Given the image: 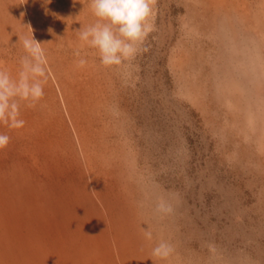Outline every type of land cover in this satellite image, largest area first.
<instances>
[{
    "label": "rangeland",
    "instance_id": "374dc122",
    "mask_svg": "<svg viewBox=\"0 0 264 264\" xmlns=\"http://www.w3.org/2000/svg\"><path fill=\"white\" fill-rule=\"evenodd\" d=\"M152 8L105 67L78 37L90 0H0V70L32 34L47 61L24 126L0 123V264H264V0Z\"/></svg>",
    "mask_w": 264,
    "mask_h": 264
},
{
    "label": "clouds",
    "instance_id": "9594fccd",
    "mask_svg": "<svg viewBox=\"0 0 264 264\" xmlns=\"http://www.w3.org/2000/svg\"><path fill=\"white\" fill-rule=\"evenodd\" d=\"M155 0H90V9L97 18L94 24L82 27L78 33L79 40L90 48L98 50L100 62L105 67L119 66L132 60L138 45L142 44L153 31L150 22L153 17ZM22 46L27 55L20 60L21 70L18 79L0 70V123L10 128H22L25 124L20 119L19 100L35 102L43 97V84L46 81V54L42 43L33 34L22 39ZM77 49L74 55L80 56ZM80 67L86 60L78 61ZM44 78V79H40ZM29 107L33 104H29ZM10 137L0 134V150L7 147ZM160 213H170L171 206L161 201L157 204ZM145 238L152 239V233L146 232ZM167 241H160L153 248V255L167 259L173 252Z\"/></svg>",
    "mask_w": 264,
    "mask_h": 264
}]
</instances>
